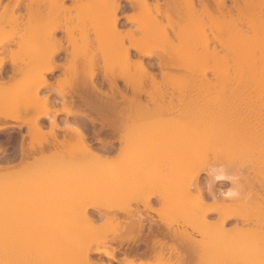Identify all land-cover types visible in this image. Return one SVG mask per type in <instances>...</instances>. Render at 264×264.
Instances as JSON below:
<instances>
[{
	"label": "bare ground",
	"instance_id": "bare-ground-1",
	"mask_svg": "<svg viewBox=\"0 0 264 264\" xmlns=\"http://www.w3.org/2000/svg\"><path fill=\"white\" fill-rule=\"evenodd\" d=\"M72 1L77 5L74 8L72 7L74 11L76 10L77 17H81L78 18L80 19L78 22H82L78 23L82 24V26L78 25L80 26L79 28L72 23L74 11L72 12L65 5L66 0H52L51 8L46 13L49 16L45 19L43 18L45 11L43 10L42 3L44 2L42 0H31L27 7L24 0H16V3L12 7L6 4L3 7L4 11L0 14V23L3 24L0 26V30H2L5 24L19 26V23H22L20 16L13 15V11L18 9L24 10L25 13L27 11L29 19L28 25H26L28 27H25L27 32L24 35L26 36V45L30 46V48L27 49L29 60L26 62V65L31 66L32 64L31 67L28 66L24 71H22V63L13 62L12 66L7 68L6 58L0 57L1 79L6 76L18 79V83L26 81V84L22 83L23 86L26 85L25 91L23 90V92L18 93L19 95L12 94L11 97L13 98L8 96L9 99H7L5 97V101H3L4 97L2 98L3 104L0 103V130L12 127L14 124L10 121L21 120L20 114L22 115V113L20 111L22 112L23 108L26 107L29 111L35 110V116L30 115L28 117L30 118L29 121L25 120L27 123L30 122L32 129L30 132L31 136H37L35 134L38 133L43 138L45 137L46 134L42 131V126L40 125V120L45 118L51 125L48 134L54 136L56 139V141H49L48 143V140L44 138L46 141L44 143H47V145L38 143L39 145L34 146L32 143L30 148L28 146L25 147L26 144L23 143L25 139L23 138L20 146L21 157L20 155L19 157L21 159L19 162L12 164V159L14 158L8 157L9 160L6 158L9 154L4 156L6 160H3L2 156V160L5 163L0 160V175L17 173L24 167H26V173H28L26 180L11 179L9 182L0 181V196L5 195L25 182L28 183L26 187L25 209L26 212L31 211V216L28 220H39L41 222V225L34 228L32 233L28 234L26 232V240H17L15 236H12L13 239L10 241L0 239V264H26V259L27 261L29 260L27 262L29 264L35 259L37 245L46 243H51V246L55 245L56 247L57 245H61L64 248L61 249L59 246L58 249L47 250L48 255L45 259L46 262L43 260V264H62L61 255L59 254L61 252L59 250L61 249L66 252L65 249L67 248L65 247L68 244L76 245V243L79 246L76 248H79L77 250L79 253L77 254L79 255L78 262L80 264H106L104 260H95L92 254L116 260L119 246L112 248L110 244L113 240L117 239L120 232L119 234L117 233V236L111 233L113 235L111 239L109 238L110 241L112 240L111 242L108 239H104L103 241H100L99 238H97L98 240L94 239L93 233H90L95 231L91 229H97L100 226V224L95 225L92 223L96 219V215L90 212V210H99L100 212V209L104 207L106 210L100 213V215L105 218L104 223H106L107 227L109 226L110 228V225H114L116 221V225H120L121 229L125 230V233L127 231L130 234L126 238L131 239V243H134V245H139L140 242L147 243L149 247L148 251L143 252L141 256L147 259L152 258V256L157 258L153 262L136 260L130 257V250H127V253L124 250L126 255L124 253L121 260L124 264H183L181 261L179 263L170 262L171 260L168 257L169 251H166L168 248L165 250L168 245L165 239L167 237L175 238V236L177 238L180 234L179 232H181L179 229V231H175L172 224L173 220L172 223L166 221H159L160 223H158V220L156 222V220L152 218L148 219L146 215L144 216L140 212L133 211L135 208L132 209L131 205L125 206V208L122 204V197L124 199L129 190L138 188L146 180L148 173L150 174L151 166L155 163L158 164L161 161V156L157 153L151 154L147 152L137 156L131 151L126 153L124 149L130 148V144L132 143H134V147L143 148L160 140V135L156 131L154 124L142 123L141 121L146 116H153V113L161 116L164 113L170 112L174 116L169 123L173 129L190 122L199 131L208 129V132L211 131L210 134L216 139L223 138L225 133L229 134L234 139L232 141L233 144H230V147L228 146L230 150L232 147L234 151L236 148L243 149L250 142H254L258 150L257 162L261 167L264 166V110L263 112L255 110L256 112L253 111L254 113L252 112V115L248 118L243 117L239 112L235 113L234 109L231 111L232 113L215 111L216 107L212 108L214 105L213 103L212 105L210 104L212 98L208 92L214 89L213 85L215 86L216 83L208 81L207 78L209 72L214 73L215 76H217L216 74H220L217 71L218 66L216 65L219 60H239L241 57L249 54L252 60L249 82L253 83L257 92L260 89L261 92L259 91L258 93L262 94V96H259L261 98L264 97V20L259 18L256 21L257 17H249V15L246 16L244 13L245 7L252 5L255 0L254 2L253 0H164V2L156 0V11L158 14L166 17V23L162 19L148 15L146 8H148L150 0H88L86 3H81L82 0ZM136 2H140L143 9L138 14L131 12V10L136 9ZM243 4L245 7H243ZM162 5H165L164 10L161 9ZM234 9L239 12L240 16H237V18L234 17ZM8 11H11V15L6 18L5 14ZM241 14L242 16L243 14L246 16H243L246 22L244 18L242 20ZM206 18L211 21L210 25L205 24ZM243 23H247L248 29L252 30L250 34L249 32L246 33L243 27H240ZM38 24L46 26L44 28V25L42 27L39 26L38 31ZM205 27H210L212 32H205ZM77 28L82 31V35L80 36L84 40L81 46L84 45L85 41H87V43L85 42L87 46L91 45V43L95 44L96 49L90 50L92 55L88 50H84L86 52L81 51L82 53H80L78 48L75 51L74 48L77 45L70 50L68 44L65 43L67 42V37L72 41L73 45L77 42V37L72 34L73 30ZM40 30L42 31L40 33L42 42L38 45L35 44L37 46L29 44L27 39L31 42L30 39L34 38ZM89 30L92 35L90 32H87ZM139 31H141V35H138ZM58 32H62L61 36L58 35ZM236 35H241L243 39L237 45L232 41V37ZM22 36L20 35V37ZM162 40H167V44L169 42L168 45L170 47L167 46V48L169 47L170 49L162 48L167 45L166 43L164 45L165 41L162 43ZM35 41L32 43H35ZM6 42L7 45L4 46L3 50H0V53L13 51L10 48L13 43L9 39ZM103 46L104 48L102 49ZM106 46L107 48H105ZM34 47L36 48L33 49ZM201 48L214 59L215 65L209 66L197 76L195 73H191L192 70L190 71V69L194 62H198L196 58L200 56H198V53H201V51H198V49L202 50ZM98 49H101V56L105 62L107 59L120 57L126 59L129 62V64L127 62L129 66L127 65V68L122 67L120 70H115L106 67L104 62L105 68L103 71H96L94 68ZM62 53L65 54L62 57L63 59L71 61L69 65L65 62L61 63L57 61L58 56ZM153 58L156 59L155 62H151ZM79 59L82 60L84 66H86L85 62L89 65L90 71L87 75L90 77V83H81V85L79 84L80 87L76 86L75 89L78 90L72 94L70 99L67 98L65 93L60 92L59 94H61L60 96L63 99L60 101L63 103L60 108L56 107L55 103L50 107L51 101L49 95L44 96L43 99L38 98V93L41 90L54 85L48 79V74L54 73L61 67L72 69V63L75 64ZM197 59H200V57ZM131 67L134 68V71H132ZM240 68L235 70V72L237 71L236 75H239V79L237 82L235 81L237 86L234 88L235 83L233 82L234 85L232 87L234 89L238 88V91L240 87L238 85L243 83L242 78L244 79L243 72H241L243 69L240 70ZM186 73L189 75H185ZM183 74L185 77H188V80L184 76L180 80L184 84L187 83L186 85L182 81H178L179 77ZM239 81L241 82L240 84L238 83ZM22 84H19L20 88ZM244 84L245 82L242 85ZM246 86L240 89L244 87L245 89L248 88ZM0 87L2 89V87L6 86L0 85ZM105 87H107V90L104 89ZM254 87L251 86L249 88L252 89ZM14 88L17 87L14 86ZM14 88L13 92L17 93V89L15 90ZM251 89H249L250 91L248 90L250 93ZM255 89H252L253 93L256 92ZM8 94L11 95L10 93ZM207 95L211 99H207ZM69 102H72V104H68ZM60 113H65L69 116L73 115L78 120L77 126L68 127L76 134V142L73 144L66 143L65 139L58 140V134L55 129L58 126L57 116ZM90 124L93 126L100 124L102 126L100 130L93 132L95 141L103 143L101 146L94 147L89 141L86 131ZM198 130L196 132H199ZM103 131L109 132L111 137H101ZM116 139L121 142L119 147L114 146L113 142ZM185 151L186 158H192L196 147L192 145ZM80 154L83 158L91 159L92 163L83 164L80 161L82 158L78 159ZM114 155H118L117 158L120 156L121 158L119 159L121 160L117 159L118 162H113L112 157ZM67 156H69L68 160L65 158ZM31 157L33 160L30 159ZM133 158H135V161ZM72 161H77V163L64 166L68 164L66 162ZM241 163H238L237 169L235 167L236 172L241 171L242 167H244L243 165L248 164L246 162ZM110 165L113 168L109 169ZM167 172L171 175L172 170L167 169ZM111 177L115 178L111 179ZM172 177L174 178V176ZM226 177L230 178L233 186L225 191L216 189L214 183L222 181ZM255 178L254 180L246 179V184L253 191L257 192V199L260 201L258 203H261L260 206L264 209V195L258 194V192L264 190V175L261 174V176ZM56 180L58 182L53 183ZM180 181L177 182L180 184L174 183L175 187L167 189L166 192L168 194L170 192L187 193L191 192L190 188L193 187L198 193L195 195L186 193H175V196H171V193L168 196L164 195L162 210L158 212L165 213L171 206L175 210L177 207L180 208L183 205L186 208L189 206L190 212H187L188 209L185 208L184 217L187 216L185 218L188 220L187 223H189L193 230L201 232V235L204 237L200 242L203 250H197L198 253L203 251L200 256V264H264V224L255 228L244 227L245 225H235L232 228H226V224L233 219L241 222L248 219L246 211L234 209L230 204L232 201H236L237 203L241 199L239 193L242 192L241 189L243 187L242 185V187L235 185L238 180L235 179L234 175H227L226 173L213 174L211 172L206 188L201 183L199 173L194 176L191 183H186L184 179ZM204 192H208L209 196L214 199L212 203L208 202V198L210 197H207L208 195ZM216 192H219V194L221 192L225 193L218 195ZM139 195V197L135 195L134 199L129 194L131 200L138 201L142 203L144 208L151 210L156 194ZM249 196H251V193ZM221 199L223 202L219 203L218 201ZM120 200H122V203H120ZM228 200L229 203H227ZM104 201L107 204L109 202V204L106 206L102 205V207L100 202ZM113 203H118L119 205L117 206L116 204L114 206L115 204L113 205ZM71 204H77L78 206L76 207L79 209L73 210ZM120 204L122 205L120 206ZM243 206L245 208V205ZM174 208L172 209L174 210ZM112 209L122 211L121 213H124L123 219H119L117 211L116 213L111 212ZM181 209L180 212L179 209L176 211L181 213L183 208L181 207ZM176 211H172V213L176 214ZM186 213L190 214L187 215ZM212 213L217 214V218L213 221L209 220V216ZM259 217L264 222V211H262ZM148 220L152 227L153 224H156L157 228L145 234ZM49 221L51 224H54L50 226L51 224H48ZM21 227L23 228V226ZM103 227L105 226L103 225ZM9 229L12 230L13 228L10 227ZM16 236L18 237L19 235L17 234ZM152 236L154 239H151L153 238ZM188 236L192 241L193 234L189 233ZM121 238L124 239L123 237ZM124 241L125 239L122 240L121 244ZM109 247L111 248L109 249ZM154 253L155 255H153ZM227 254L232 257L231 259L227 257L230 259L229 261L225 260L226 256H228ZM62 257L64 258L63 254ZM71 262L67 263L70 264ZM31 263L35 264L33 261Z\"/></svg>",
	"mask_w": 264,
	"mask_h": 264
},
{
	"label": "rangeland",
	"instance_id": "rangeland-1",
	"mask_svg": "<svg viewBox=\"0 0 264 264\" xmlns=\"http://www.w3.org/2000/svg\"><path fill=\"white\" fill-rule=\"evenodd\" d=\"M24 1L26 2V7L31 2V0H24ZM42 1L44 2L42 4H43V10L45 11V15L43 18L45 19L46 17L49 16V15H46V13L49 12V10L51 8L52 0H42ZM87 1L88 0H82L81 3H86ZM162 2H164V0H162ZM253 2H254V0H253ZM15 3H16V0H1L0 1V14L4 11L3 7L6 4H9V6L12 7V5ZM136 3H137L136 9H134L133 11L131 10V12L138 14L143 9H142L140 2H136ZM156 3H157L156 0H150L148 8H146V12H148L149 16H154L155 18L157 17L158 19H162L164 21V23H166V21H167L166 17L164 15L158 14V12L156 11ZM65 5L67 7H69L72 12L74 11V9H73L74 6H77L74 3V1H72V0H66ZM243 7H245L244 4H243ZM164 8H165V5H162L161 9L164 10ZM244 10H245L244 13L246 16L249 15V17H254V18L257 17L256 21H258L259 18L260 19L262 18V20H264L263 19L264 18V0H255V2L252 5H249L248 7L246 6ZM71 11H69V12H71ZM24 13H25V11L22 9H18V10L13 11V15H15V16L19 15L20 16V18H21L20 20L22 21V23L21 24L19 23V26L15 25V24H10V25L5 24L4 28H2V30H0V50H3L4 46L7 45L6 40L9 39L11 41V43H13V45L10 47L13 49V51L0 53V57L6 58L7 68H10L12 66L13 62L14 63H22L23 64L22 71L26 70V68H28V66H30V65H28V66L26 65V62L29 60V52L27 49L30 48V46L26 45L27 43H26V36H25L26 32H27L26 31L27 29L25 30V27L26 28L28 27L26 25H28V19L29 18L27 16V11L25 14ZM233 14H235L234 17H236V18H237V16H240L239 12L236 9H234ZM5 15H6L5 17L8 18L9 15H11V11H8ZM77 15L78 14L75 10L73 12L72 23L74 25H76V27L78 25L82 26V24H78V23H82V22H78V20H80L78 18H81V17L80 16L77 17ZM245 15L243 14V16H245ZM243 16L241 14L242 20L244 18ZM58 18H60V17H58ZM244 21L246 22V19ZM254 21H255V19H254ZM84 22H86V21H84ZM84 22H83V24H84ZM210 22L211 21H209V19H207V18L205 19V24L210 25L211 24ZM87 23L89 24L88 21H87ZM68 24H70V22H68ZM246 24L247 23H243L242 25H240V27H243L244 31L246 30V33L249 32V34H250L252 30L248 29V25H246ZM1 25H3V24L0 23V26ZM43 25L38 24L37 30L39 31L38 27L39 26L42 27ZM45 26L46 25H44L43 28ZM80 26H78V28ZM43 28H42V31H43ZM78 28L74 29L73 33H72L75 37H77V39H76L77 42H75L74 45H73L72 41L69 40L67 37V42H65V43L68 44L69 49L72 50L73 47H75L77 45V47H75L74 49L76 51L79 48L80 53L86 52L84 50H88V52H90V50L91 51L95 50L96 49L95 44L91 43V45L87 46V44H86L87 41H85L86 43L84 42V45L81 46L83 44L84 40L80 36V35H82V31ZM42 31L40 30V32H37L36 36L34 38L30 39L31 42L28 41V39H27V42H29V44L31 43L34 46H37L39 43L42 42V36L40 35V33ZM87 32H90V30ZM205 32L211 33L212 30L210 29V27H205ZM61 34H62V32H58V35L61 36ZM20 35L24 36V37L22 36L23 39H22V37H20ZM91 35H92V33H91ZM138 35H141V31L138 32ZM80 37H81V39H80ZM33 39H35L36 41ZM241 39H242L241 35H236V36L232 37V41L234 43H236V45L238 44L239 41H241ZM34 41H35V43H32ZM163 41H165V42L163 43ZM166 41L167 40H162L161 42L165 45V43L167 44ZM22 42H24L23 43L24 45L22 44ZM35 44H37V45H35ZM88 44H90V42H88ZM163 44H162V46H163ZM168 44H169V42H168ZM168 44L165 45L166 47H162V48L170 49L169 48L170 45H168ZM79 46L82 48H80ZM104 46L102 47V49L104 48ZM167 46H169V47L167 48ZM88 47H89V49H87ZM35 48L36 47H34L33 49H35ZM105 48H107V46ZM220 49H221V47H220ZM248 49H250V48H248ZM98 50L100 51L101 49H98ZM99 51H98V56L96 57V60H95V68L94 69L96 71L97 70L103 71V69L105 68L104 67L105 61L101 56V54H102L101 51L100 52ZM198 51H201V53L200 52L198 53V56L200 55L199 56L200 59H197V58H199V57H197L196 60H198V62L195 60L196 62H194V64L192 65V67L190 69V71L192 70L191 73H195V75H197V76L200 75L201 74L200 72L207 69L209 66L215 65L214 59L207 52H205V50L203 51V49L202 50L198 49ZM91 55H92V53H91ZM64 56H65V54L62 53L60 56H58L57 61H60L61 63L65 62V63H67V65H69L71 63V61L65 60V58L63 59L62 57H64ZM69 58H70V56H69ZM155 61H156L155 58L151 59V62H155ZM127 62L128 61H126V59H124V58L115 57L112 59H107L105 62V64H106L105 66L109 67V68H113L115 70H120V68H122V67L124 68L129 64V62H128V64H127ZM86 63L87 62H85V65L87 67L84 66V63L82 62V60L79 59L75 62V64L72 63L73 67H75V68L72 67V69H65V67H61L58 70H56L54 73L48 74V79L51 82H53L54 85L50 88H45V89L41 90L38 93V98L43 99L44 96L49 95L50 101H51L49 104L50 107H52L51 105L53 103H55L56 107L57 106L59 108L62 107L63 103H61L60 101H62L63 99H62V96H60L61 94H59L60 92L65 93L67 98L70 99L72 94L78 90V89L77 90L75 89L76 86L80 87L81 83H90V77L87 75V73L90 70L88 67L89 65ZM216 65L218 66V69L220 70L219 71L217 69V71L220 72V74H216L219 77L215 76L214 73H212V72H209L208 77H207L208 81H210L214 84L216 83L215 84L216 87L213 85L214 89L212 87L213 90L208 92V94L210 93L209 95L212 99L209 98V95H207V97H206L207 99L212 100V101L207 100L209 102L211 101V103H210L211 105L213 103L214 106L212 108L216 107L215 111L224 112V113H232L231 111L234 109V111H236L235 113L239 112L245 118L250 117L252 115L251 113L255 110L263 112V110H264V97L261 98L262 94L258 93L260 91V89L257 88L259 90L257 92V90L255 89L256 87H254L253 83L249 82V78H251V76L249 74H251L250 70H251V66H252V60H251V57L249 56V54H246V56L241 57L239 60H233V59L232 60L229 59L227 61L219 60V62L216 63ZM31 66H32V64H31ZM193 68H194V71H193ZM238 68H240V70L243 69V71H241V72H243V75H244V79L242 78V81H243V83L245 82L244 85H242L243 83L240 82L241 79L238 82L239 84L241 83L240 85H238V87L240 86L239 87L240 92L238 91V88L234 89L237 86L236 82L239 79V75L238 74H237L238 76L236 75L237 71L235 72V70ZM131 69H132V71H134L133 67H131ZM75 72H77L76 75H75ZM185 75L188 76L189 74L186 73ZM183 76H184V74L179 77V79H178L179 82L182 81L180 79ZM185 78L187 79L188 77H185ZM182 79H184V78H182ZM187 80H185V81H187ZM217 80H218V82H217ZM17 81H19V80L15 79V78H8V77L4 76V78L1 79V77H0V85L6 86V87H2V89L0 87V99H1L0 103L1 104H3L2 103L3 99H4L3 101L6 100L5 97H7V99H9L8 96L11 97L12 94L16 95L18 93L23 92L24 89L26 90V85L23 86L24 83L26 84V81L24 83L22 82L23 84L18 83ZM229 82H231V83H229ZM233 82L235 83L234 88H232L234 85ZM246 82H249V83H246ZM182 83H183V81H182ZM182 83H180V85H182ZM19 84H22V85H20L21 88L19 87ZM186 84L187 83H185L184 85H186ZM246 85H248V86H246ZM14 86L17 88H14ZM243 86H246L248 88L251 86L254 87L252 89H255L258 96L259 95H261V96L258 97L256 92H254V93L252 92L251 88H249V89H251V93L249 92L250 90L248 88H246V89H248L249 91L246 90L245 87L243 89H240ZM10 87H11V89H10ZM12 87L15 90L17 89L16 92L17 91L18 92L17 93H15V91L13 92ZM79 87H77V88H79ZM104 89L107 90V87H105ZM210 90H211V88H210ZM169 91H171V90H169ZM8 93H10L11 95H9ZM11 98H13V97H11ZM68 104H72V102H69ZM55 106H54V108H56ZM20 113H22V115L20 114L21 120L10 121L12 124H14L12 127H9L5 130H0V149H1L0 150V160H2V156H3V160L4 159L6 160V158H7V160H9L8 157H11V158L13 157L14 158V159H12L13 162L10 160L12 162V164H16L21 159L20 158L21 157V155H20L21 154L20 153L21 147L20 146L22 144L23 138L25 139L23 142L26 144V145L24 144L25 147H27V146L30 147V145L32 143L34 144V146L39 145L40 143L47 145V143H44V142H46L44 138H46L48 140L47 141L48 143H49V141L50 142L56 141L54 136H50L48 134V131L51 129V125L47 119L43 118L40 120V125L42 126V127L41 126L40 127H41L42 131H44V133L46 134L45 137L43 138L38 133L35 134L37 136H34V135L31 136V134H30V132L32 131L31 125H30V122H28L29 123L28 124L26 121L27 120L29 121L30 118H28V117H30V115L33 116L35 114V110L29 111L25 107V108H23L22 112L20 111ZM26 118H28V119H26ZM173 118H174V116L170 112L164 113L161 116L155 115L154 113H153V116L152 115L146 116L145 118L142 119L141 122L154 124L156 131H158V133L160 135V137H159L160 140H158L154 143H151L149 145H146L143 148H139L137 146L134 147V143H132V144H130V148L124 149V151L126 153L131 151L134 153V155H137V156L141 153H146V152L151 153V154L157 153L161 156V161L159 160L161 163L160 162H159L160 164L158 163L159 166L156 163L153 166H151L150 174L148 173V175H147L148 177L146 178V180L144 182H142L141 185L138 186V188L136 187L132 190H129L128 193L126 194L128 196H129V194H131V196H132L131 198H133L135 195H138V197H139L140 196L139 194H142V195L143 194H151V193L156 194L155 198L153 200L154 202L152 204L153 208L151 210L146 209V208H144L142 203H140L138 201L136 202L135 200L133 201V200H131L130 196L128 197L126 195H125L124 199L122 197L123 203L121 202L122 200H120V203H122L124 205V207L131 205L130 207L132 209L133 208L136 209V210L134 209L133 211L140 212L144 216L146 215L148 217V219L152 218L154 220H158V221H162V222L166 221L168 223H172L174 221L172 223L173 228L175 229V231L180 230L182 232V234H181V232H179L180 234L178 233L179 235L177 236V238L175 236V238H172L171 240L168 241L169 244L165 248V250L168 248L166 251L167 252L169 251L168 257L170 258L169 260H171L170 262L179 263L181 261V262H183V264H184V262H185V264H200V262H201L200 256L202 254L201 252H203V251H201L199 253H198V251H200L201 249L203 250L200 242L204 239V237L201 235V232H197V231L193 230V228L189 225V223H187L188 220L185 219V218H187V216L184 217L185 216V210L184 209L186 208V206H184V205L181 206L183 208V211H182L183 213L181 212L182 214L179 213L181 207L176 208V210L179 209V212H177L175 210V208L171 205H170L171 207L168 208L167 212H165V213L164 212H161V213L158 212L159 210H162V207H163L162 202L164 201V198H163L164 195L168 196L171 193L170 194L171 196L172 195L175 196V193L181 194V193H186V192H170L168 194V192H166V190L171 189L174 186L173 185L174 183L180 184L177 182H179L181 179H184L186 181V183H191L192 179L194 178V176L197 173L200 174L201 183L204 186V188H206L208 185V179H209L211 172H213V174L226 173L227 175H234L235 179L238 180L237 184H235V185L236 186L242 185L243 187L242 186L241 187H242V189L243 188L244 189L243 190L241 189L242 192L239 193V195L241 196V199L239 200L240 202L237 201V203H236V201H232V202H230V204L234 209H238L240 211H242V210L246 211L247 212L246 214H248V219L243 220L242 222L238 221L237 219H233L226 224V228H232L235 225H239V226L245 225L244 227L248 226L250 228H255L257 226H260L261 224H264L262 219L259 217L262 214V211H264V209L260 206L261 203L260 204L258 203L260 201H258V199H257V195H256L257 192L253 191L250 187H248V185L246 184V179H249V180L253 179L254 180L255 175H256V178L261 176V174L264 175V166L261 167L260 164L257 162L258 150H257L254 142H250L249 145L247 147H244L243 149L236 148V150L234 151V148L232 147V149L230 150L228 148V146L230 144H233L232 141H234V139H232L229 134L225 133V136L223 138L216 139L212 136V134H210L211 131L208 132V129H204V130L199 131L190 122L185 123L181 126L176 127L175 129H173L169 125V123L172 121ZM77 121L78 120L73 115L69 116L65 113H60L57 116L58 126H57V129H55V131L58 134V140L65 139L66 143H72V144L75 143L76 142V134L74 131H72L68 127L69 126L70 127L77 126L78 125ZM99 126H100V124H97L94 126V128L99 127ZM196 130H198L199 132H196ZM86 132L89 135V131H86ZM144 134H146V133H144ZM38 135H40L41 137ZM101 137H103V135H101ZM104 137L109 138L111 136L108 133H106ZM89 141L93 144L94 147H98V146H101V144H103L102 142H100V143L95 142V138H91V137H89ZM113 143L115 144L114 146L119 147L121 142H120V140L116 139V141ZM192 145H194L196 147V151H195L194 155L192 156V158H186L184 152H186L185 150ZM36 147H39V146H36ZM6 154L7 155L9 154V156H6ZM14 154L17 156H15ZM12 155H14V156H12ZM19 155H20V157H19ZM4 156H6V158ZM117 156L118 155H114L112 157L113 162H115V161L118 162V160H121V159H119L121 157L119 156V158H117ZM67 157H65L66 160L69 159V156H67ZM65 158H64V160H65ZM79 158H82L80 161L83 164H91L92 163L91 159L83 158L81 156V154L78 156V159ZM135 158H137V157H135ZM135 158H133V160ZM30 159L33 160L32 157ZM3 160H2V162L5 163V161H3ZM80 161H78V162L80 163ZM235 162H237V163H235ZM241 162H246L248 164L243 165L244 167H242V170L239 172H236L237 166H239L238 163H241ZM71 163L73 165V164H76L77 161L76 162L75 161L74 162L73 161L72 162H66L67 165H64V166L65 167L69 166V164H71ZM162 164H163V166H161ZM263 164H264V162H263ZM162 167H164V168H162ZM235 167H236V169H235ZM111 168H113L112 165H110L109 169H111ZM167 169L172 170V173L170 172L171 175L168 174L169 171L167 172ZM27 174L28 173H26V167H24V168H21L19 170V172H17V173L0 175V181L9 182L11 179H25L26 180ZM112 176H113V174H112ZM172 176H174V178ZM113 178H115V177H111V179H113ZM57 182H58V180L54 181L53 183H57ZM27 185H28V183L25 182V183L21 184L20 186L15 187L13 190H10L5 195L0 196V227H1L0 228V234H1L0 239L3 241H8V240L10 241L11 239H13L12 236H15V239H17V240H21V239L26 240V232H28V234H30L33 232L34 228H37L41 225V222L39 220H36V221L28 220L29 217L31 216V211L26 212V210H25L26 209V189H27L26 187H27ZM214 185H215L216 189H221V190L225 191V190L231 188L233 186V183H231L230 178L226 177L222 181L215 182ZM190 189H191V192H187L186 194H194L195 195L198 193L195 191V189L193 187H191ZM204 193H206L208 195L207 197H210V198H208V202L212 203L214 201V199L211 198V196H209L208 192H204ZM216 193H218V195H223L225 192L224 193L221 192V194H219V192H216ZM250 193H251V196L248 197V195H250ZM258 194L264 195V190L262 192H258ZM183 196H185V195H183ZM161 197H162V199H161ZM134 199H135V197H134ZM218 202L222 203L223 201L221 199ZM110 203H112V202H110ZM124 203H126V204H124ZM227 203H229V200ZM242 203H243V205H245V208L243 205H241ZM100 204H101V206L102 205L106 206L109 204V202L107 204L106 201H104V202H100ZM114 204L115 203H113V205ZM116 204H117V206L119 205L118 203H116ZM116 204L114 206H116ZM122 204H120V206ZM189 205H190V202H189ZM71 206H72L71 208L73 210L79 209L76 207V206H78L77 204H71ZM172 208H174V210ZM188 208H189V206H188ZM188 208H186V209H188ZM107 209H108V206H107ZM169 209L171 212L169 211ZM101 210H103V211H101ZM105 210H106L105 207L101 208L100 212H99V210H90V212H92L96 215V219L93 220L92 223L95 225L100 224V226H98L99 228L97 227V229L96 228L91 229L92 231L95 230L93 232H90L91 234L93 233L92 234V235H94L93 238L94 239L99 238L100 241H103L104 239L105 240L108 239V241H110L109 238L111 239L114 234H115V236H117L120 232V235L117 237V239H115L116 241L113 240V242H111L112 241L111 240L110 241L111 244L109 242V244L112 248L118 247V246H119L118 248H120L121 246H131L132 244H134V243H131V239L126 238V237H128L127 235H130V234L127 231L125 233V230L121 229L120 225L119 226L116 225L117 224L116 221L114 224L115 226L110 225V228H109V226L108 227L106 226V223H104L105 218L103 216L101 217V215H100V213L105 212ZM189 210L190 209H188L187 212H190ZM116 211L118 213L119 219L120 218L123 219L122 216H124V213H121L122 211L120 212L117 209L111 210V212H113V213L114 212L116 213ZM172 211H176V214L172 213ZM171 213L175 217H173ZM258 213H260V214H258ZM163 214H165V215L162 216ZM188 214H190V213H188ZM97 217L98 218L100 217V218L98 219ZM216 218H217L216 213H212L209 216V220H211V221L215 220ZM49 223H50V221L48 222V224ZM52 224H54V223H52ZM52 224L50 226H52ZM103 225L105 227H103ZM107 225H109V224H107ZM8 226H10L13 229L12 230L9 229L10 227L8 228ZM17 226H19V227H17ZM20 226H23V228L22 227L20 228ZM149 226L151 227L152 225L148 220V223H147L146 228H145V232L148 231ZM114 229H116V230H114ZM121 230H123V231H121ZM9 231H11V232H9ZM187 233L193 234L192 241L190 240V238H188L189 236ZM17 234L19 235L18 237L16 236ZM121 234H122V236H121ZM105 237H108V238H105ZM121 237H123L125 239V241L122 244H121V242L124 239H122ZM49 240H51V239H49ZM50 244L51 243L38 244L37 245L36 256H35V259L32 260L35 264H43V262L46 259V256L48 255L47 253L49 250H55V248L58 249L59 246L61 249L64 248V246L61 247V245H57V247H56L55 245H53L54 244L53 243L52 244L54 246L53 247ZM73 247L76 248L79 246H77V243H76V245L75 244H68V246L65 247V248H67V249H65L66 252H64V250L62 251L61 249L59 250V252H61L59 254L61 255L60 257H61V261H62L61 263L62 264H64L65 262H66L65 264H68L71 261L72 262L70 264H76V262H77V264H80V262H78V256L79 255L77 254V253H79V251L77 252V250L79 248L75 249ZM103 247H105V246H103ZM111 247H109V249ZM198 247H200V248H198ZM68 249H70V251H68ZM198 249H200V250H198ZM117 253H119V252L117 251ZM197 253H198V255H197ZM62 254H63L64 258L62 257ZM196 255H197V257H196ZM227 255L228 256H226L225 260L229 261L232 257L229 256V254H227ZM92 257L97 261H100V259H101V261L104 260V262L106 264H109V263L124 264L122 262H116L112 259H108L105 256H99L98 254H92ZM142 257H144V256H140L139 258L135 257L134 259H136V260H147V261H152V262L157 260V258H154L153 256L150 259H147L146 257H144V258H142ZM227 257L230 259H228ZM183 259H184V261H183ZM187 260H188V262H187ZM28 261L26 259V264H28L27 263ZM63 261H65V262H63ZM31 262L29 264H33Z\"/></svg>",
	"mask_w": 264,
	"mask_h": 264
},
{
	"label": "flooded vegetation",
	"instance_id": "flooded-vegetation-1",
	"mask_svg": "<svg viewBox=\"0 0 264 264\" xmlns=\"http://www.w3.org/2000/svg\"><path fill=\"white\" fill-rule=\"evenodd\" d=\"M101 127H102V126L100 125L99 127H95V128H94L93 125H91V124L88 125V129H87V131H89V135H88V136L91 137V138H94V134H93V132H94L95 130H96V131L100 130ZM86 128H87V127H86ZM96 128H97V129H96ZM103 132H104V133H103ZM103 132H102V135H103V136H105L106 133L109 134V132H105V131H103ZM104 138H105V137H104ZM95 142H96V141H95ZM156 222H157V220H156ZM158 223H160V222L158 221ZM154 226H155V227H154ZM148 228H149V229H148L147 232H145V234H148V233L150 232V230L155 229V228H157V227H156V224H155V225L153 224V227H152V226H151V227L149 226ZM152 237H153V236H152ZM151 239H154V237L151 238ZM171 239H172V237H167V238L165 239V240H166V243L169 244L168 241L171 240ZM167 246H168V245H167ZM148 248H149V247H148L147 243H145V242H140L139 245H138V244H137V245H136V244H135V245L132 244L131 247H130V246H121L120 249L118 248V250H117L119 253H116V260H114V261H116V262H122L121 260H122V258H123V256H124V253H125L124 250H126V253H127V250H130V253L128 252V253L131 255L130 257H132V258H135V257L138 258V257L141 256V254L143 255V252L148 251ZM133 249H134L135 251H134ZM126 253H125V255H126ZM131 253H132V254H131ZM135 253H136V256H135ZM137 255H138V256H137ZM153 255H155V253H154ZM156 255H157V254H156ZM122 263H123V262H122Z\"/></svg>",
	"mask_w": 264,
	"mask_h": 264
}]
</instances>
